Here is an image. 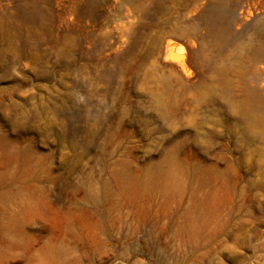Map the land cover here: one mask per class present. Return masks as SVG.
<instances>
[{
    "label": "rangeland",
    "instance_id": "obj_1",
    "mask_svg": "<svg viewBox=\"0 0 264 264\" xmlns=\"http://www.w3.org/2000/svg\"><path fill=\"white\" fill-rule=\"evenodd\" d=\"M263 41L264 0H0V264H264Z\"/></svg>",
    "mask_w": 264,
    "mask_h": 264
},
{
    "label": "bare ground",
    "instance_id": "obj_2",
    "mask_svg": "<svg viewBox=\"0 0 264 264\" xmlns=\"http://www.w3.org/2000/svg\"><path fill=\"white\" fill-rule=\"evenodd\" d=\"M226 12L223 8L220 7H212L210 9V11L208 12V19L212 22H218V21H222L226 18ZM257 49L260 51V54L264 57V41L261 42L258 46ZM173 50V49H172ZM171 50V51H172ZM176 52V51H175ZM169 54H171L170 50H167V57L169 56ZM177 54V53H176ZM174 55V54H173ZM176 56V55H175ZM166 57V58H167ZM174 57V56H173ZM168 59V58H167ZM184 59V58H183ZM174 60V59H173ZM177 60V59H175ZM181 62V65L183 66V62ZM180 65V66H181ZM186 65V64H185ZM181 68V67H180ZM184 70V69H183ZM184 72V71H183ZM250 126L252 127V130L255 134H262L264 135V131L261 129H258L256 126H254L251 122L249 123Z\"/></svg>",
    "mask_w": 264,
    "mask_h": 264
}]
</instances>
